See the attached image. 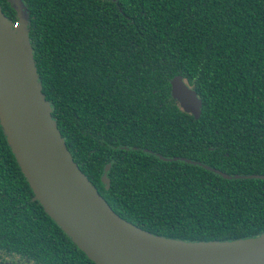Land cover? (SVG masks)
Returning a JSON list of instances; mask_svg holds the SVG:
<instances>
[{"label":"trees","instance_id":"1","mask_svg":"<svg viewBox=\"0 0 264 264\" xmlns=\"http://www.w3.org/2000/svg\"><path fill=\"white\" fill-rule=\"evenodd\" d=\"M24 2L52 115L117 214L184 240L264 233V179H225L143 150L264 174V0ZM0 6L15 19L7 0ZM174 75L196 90L198 118L171 97ZM32 197L0 125V260L95 264Z\"/></svg>","mask_w":264,"mask_h":264},{"label":"water","instance_id":"2","mask_svg":"<svg viewBox=\"0 0 264 264\" xmlns=\"http://www.w3.org/2000/svg\"><path fill=\"white\" fill-rule=\"evenodd\" d=\"M12 20L0 6V125L11 151L45 212L95 264H264V233L232 240H184L149 232L117 214L79 168L42 91L29 37L30 11L24 0H7ZM117 1V0H112ZM170 95L198 118L201 99L181 75L170 79ZM135 148V147H134ZM182 160L225 179L264 174H228L183 156ZM106 164L101 181L109 187ZM0 264H15L0 261Z\"/></svg>","mask_w":264,"mask_h":264},{"label":"flooded vegetation","instance_id":"3","mask_svg":"<svg viewBox=\"0 0 264 264\" xmlns=\"http://www.w3.org/2000/svg\"><path fill=\"white\" fill-rule=\"evenodd\" d=\"M13 261L15 264H30L29 262H26L25 260H21L20 258L17 257H6L4 258V260H0V261Z\"/></svg>","mask_w":264,"mask_h":264}]
</instances>
